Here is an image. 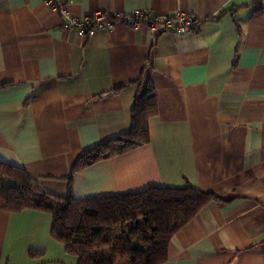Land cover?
Returning <instances> with one entry per match:
<instances>
[{
    "label": "crops",
    "instance_id": "obj_1",
    "mask_svg": "<svg viewBox=\"0 0 264 264\" xmlns=\"http://www.w3.org/2000/svg\"><path fill=\"white\" fill-rule=\"evenodd\" d=\"M259 7L68 0L78 19L143 11L201 20L195 33L118 23L87 38L64 30L43 0L0 1V161L64 198L82 152L129 132L147 78L157 103L149 142L75 173L72 196L188 185L220 200L170 238L161 264H264V0ZM51 226L45 212L0 211V264H77Z\"/></svg>",
    "mask_w": 264,
    "mask_h": 264
},
{
    "label": "trees",
    "instance_id": "obj_2",
    "mask_svg": "<svg viewBox=\"0 0 264 264\" xmlns=\"http://www.w3.org/2000/svg\"><path fill=\"white\" fill-rule=\"evenodd\" d=\"M253 5L260 10V0ZM156 115V97L146 78L134 100L129 132L82 152L72 166L64 198L46 194L23 169L0 161V211L50 214L51 237L77 264H161L170 238L218 197L188 185L87 199L72 196L75 173L147 144L148 120Z\"/></svg>",
    "mask_w": 264,
    "mask_h": 264
},
{
    "label": "built area",
    "instance_id": "obj_3",
    "mask_svg": "<svg viewBox=\"0 0 264 264\" xmlns=\"http://www.w3.org/2000/svg\"><path fill=\"white\" fill-rule=\"evenodd\" d=\"M43 2L50 11L60 16L64 30H75L80 36L87 38L91 37L95 31H112L118 23H124L131 29L148 27L157 33L167 32L173 35L195 33L201 23L200 19L186 13H177L170 18H160L143 11H135L124 16H110L97 11L89 19H78L70 16L67 9L68 0H43Z\"/></svg>",
    "mask_w": 264,
    "mask_h": 264
},
{
    "label": "rangeland",
    "instance_id": "obj_4",
    "mask_svg": "<svg viewBox=\"0 0 264 264\" xmlns=\"http://www.w3.org/2000/svg\"><path fill=\"white\" fill-rule=\"evenodd\" d=\"M7 183H9V182L7 181Z\"/></svg>",
    "mask_w": 264,
    "mask_h": 264
}]
</instances>
